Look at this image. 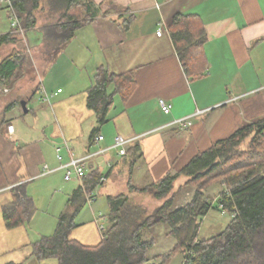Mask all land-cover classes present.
Here are the masks:
<instances>
[{"label": "crops", "instance_id": "crops-1", "mask_svg": "<svg viewBox=\"0 0 264 264\" xmlns=\"http://www.w3.org/2000/svg\"><path fill=\"white\" fill-rule=\"evenodd\" d=\"M92 1L97 14L51 55L41 10L36 27L14 32L8 3L0 0V62L25 57L12 82L0 84V264H59L35 255L34 244L53 231L37 222L38 205L29 223L7 226L3 207L13 201L17 187L36 203L48 193V205L58 215L55 195L62 183L74 185H65L66 209L84 178L99 171L106 180L90 193L93 205L81 210L71 234L85 246H96L102 240L96 218L105 216L102 212L108 218L109 196L129 193V181L145 187L180 171L199 152L264 117V0ZM182 14L194 16L206 34V71L198 78L186 74L171 37L173 20ZM101 67L118 76L132 73L134 88L126 97L115 94L107 122L99 126L87 100ZM160 99L171 104L169 114L162 112ZM198 111L205 112L193 118L192 126L172 125ZM100 135L103 140L97 141ZM118 135L131 140L127 151L138 146L141 157L120 155L113 148ZM71 157H87L82 180L65 181L63 166ZM102 191L106 201L100 203ZM156 257L149 263L158 264Z\"/></svg>", "mask_w": 264, "mask_h": 264}, {"label": "trees", "instance_id": "trees-1", "mask_svg": "<svg viewBox=\"0 0 264 264\" xmlns=\"http://www.w3.org/2000/svg\"><path fill=\"white\" fill-rule=\"evenodd\" d=\"M10 2L24 29L36 27L37 12L41 10L47 19L42 32L51 55H56L98 10L92 0ZM195 20L192 15L176 16L171 37L186 74L198 78L206 71L203 62L206 34L197 28ZM24 61L23 56H12L0 62V84L11 83ZM111 86H114L113 92H109ZM133 88L132 73L118 76L106 67L98 70L88 92L87 105L95 112L99 126L107 122L115 94L122 92L126 97ZM97 131L98 128L94 129L93 138ZM139 151L138 146H133L125 156L135 160L141 157ZM180 178L185 181L179 186ZM217 183L224 186L218 196L220 207L232 219L219 234L198 239L202 219L212 208L203 192ZM102 184L97 170L84 178L83 187L72 193L65 211L58 217L54 233L34 244L39 259L56 258L59 264H150L149 252L155 239H144V232L166 224L167 235H173L177 241L173 252H184L185 264H264V117L199 152L180 171L171 170L157 182L138 187L129 181V193L107 199L110 213L101 242L85 246L73 240L71 234L88 196ZM192 186H196L192 200L177 206V190ZM146 194L161 201L152 213L131 199ZM35 212L34 200L23 186L14 190L13 201L3 207L9 228L29 223ZM170 256L171 253H165L156 259L162 258L160 264H163Z\"/></svg>", "mask_w": 264, "mask_h": 264}, {"label": "rangeland", "instance_id": "rangeland-1", "mask_svg": "<svg viewBox=\"0 0 264 264\" xmlns=\"http://www.w3.org/2000/svg\"><path fill=\"white\" fill-rule=\"evenodd\" d=\"M75 179V177L73 176ZM77 181V179L73 180ZM72 181V182H73ZM185 181L184 178H180L178 180V185H182V183ZM71 182H64L62 183V188L59 189L56 192V197L57 200L56 202L58 203L57 207L58 209L56 210L58 215H55L52 212L51 206L49 207L48 201L50 197L48 196V193L45 192L44 195H41L37 197V203L34 200L35 207L38 205L39 208V213L41 215L38 216L37 222L45 225L44 229L49 230L51 227L53 231L49 233V235H52L55 227H56V222L58 219V216L65 210V201H66V194L67 188L65 185H69ZM72 184V183H71ZM184 184V183H183ZM71 186H74L73 184ZM181 189V188H180ZM224 189V186L222 184H212L208 188L204 190V195L205 197H209V202L212 205L211 210L208 212V214L202 219L201 226L198 232V239H208L210 237H213L220 232H222L229 222L232 219V215L228 213L227 211H223V209L220 207V204L218 202V196L220 192ZM179 190V189H178ZM177 190V206H184L185 204L189 203L192 200V197L195 193L196 186L192 187H186L183 188L178 192ZM47 194V195H46ZM104 191L101 193L100 197V203L106 201V197L104 195ZM132 201H134L137 204H140L144 206L149 213H152L154 209L157 207V205L160 204L161 201L155 200L151 195H135L131 197ZM93 202L87 204L82 210H88V207H92ZM37 211V208H36ZM101 214L107 216L104 212ZM36 212L33 216L35 218ZM32 218V219H33ZM77 218L79 219L80 216L78 215ZM50 229V230H52ZM169 232V227L166 224H159L155 228H152L150 230H146L144 232V239H155V244L154 246L150 249L149 252V258H153L154 256H159L163 255L165 253H171V256L169 259L166 261V263L163 264H185V256L184 252L178 250L176 252H173L175 245L177 243L176 238L173 235H167ZM47 235V236H49ZM157 261L159 262L158 264L162 263V258H157ZM153 262V260H151Z\"/></svg>", "mask_w": 264, "mask_h": 264}, {"label": "built area", "instance_id": "built-area-1", "mask_svg": "<svg viewBox=\"0 0 264 264\" xmlns=\"http://www.w3.org/2000/svg\"><path fill=\"white\" fill-rule=\"evenodd\" d=\"M6 1L8 3V8H9L10 13H11L12 30L14 32H22L23 27H22L21 22L19 21V19L17 17V14H16L14 8L12 7L10 0H6ZM43 94H44V99L48 100L50 95H48L45 91H43ZM159 104H160L161 110L164 114H169L171 112L172 106L167 101H165L164 99H160ZM204 112L198 111L196 114H194L190 117L182 118V119L175 121L174 123H172V125H176L181 129H186L187 127L192 126L193 118L195 116L199 115V113H204ZM9 130L12 131L13 128L9 127ZM101 140H103V136L100 135L99 137H97V141H101ZM130 142H131V140L126 139L125 137H123L121 135H118L114 139L113 148L117 149L119 151V154L124 156L127 153V147L130 145ZM59 151H60V149H57V152H59ZM58 159L61 160L60 155H58ZM86 159H87V157L86 158L71 157L69 163L63 166V168H65V170H66L65 181H70L73 178V176H76L80 180H82L85 177V175H86ZM46 172L49 173L50 171L48 170ZM105 180H106V177H101V182H104ZM87 201H88V203L93 202L94 201L93 196L89 195ZM96 222L99 225V230H100V232L102 234V238H103V233L105 232V230L107 228L108 218L105 216L99 215L96 218Z\"/></svg>", "mask_w": 264, "mask_h": 264}, {"label": "water", "instance_id": "water-1", "mask_svg": "<svg viewBox=\"0 0 264 264\" xmlns=\"http://www.w3.org/2000/svg\"><path fill=\"white\" fill-rule=\"evenodd\" d=\"M21 105H22L23 111L25 113H27L28 112V110H27V102L25 100L21 101Z\"/></svg>", "mask_w": 264, "mask_h": 264}]
</instances>
